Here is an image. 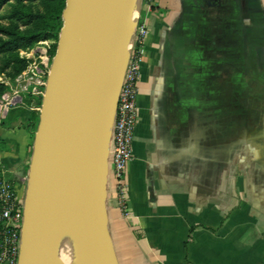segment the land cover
Masks as SVG:
<instances>
[{
	"label": "crops",
	"instance_id": "0c3cea01",
	"mask_svg": "<svg viewBox=\"0 0 264 264\" xmlns=\"http://www.w3.org/2000/svg\"><path fill=\"white\" fill-rule=\"evenodd\" d=\"M141 15L150 35L125 170L129 216L111 143L106 168L118 263L264 264V0H155ZM20 103L0 120V169L23 187L34 108Z\"/></svg>",
	"mask_w": 264,
	"mask_h": 264
},
{
	"label": "water",
	"instance_id": "95a60500",
	"mask_svg": "<svg viewBox=\"0 0 264 264\" xmlns=\"http://www.w3.org/2000/svg\"><path fill=\"white\" fill-rule=\"evenodd\" d=\"M139 0H66L63 26L42 97L26 178L18 264H69L59 251L66 224L58 191L56 151L66 124L85 129L87 187L105 213L106 168L112 128L137 26L130 21ZM130 45V46H129ZM94 47L104 73L95 117L79 119L86 86L85 53ZM82 136V137H83ZM115 264H119L112 237ZM109 240V239H108ZM110 243V242H109ZM111 249V248H110ZM77 264H88L76 250Z\"/></svg>",
	"mask_w": 264,
	"mask_h": 264
},
{
	"label": "built area",
	"instance_id": "2783aa9c",
	"mask_svg": "<svg viewBox=\"0 0 264 264\" xmlns=\"http://www.w3.org/2000/svg\"><path fill=\"white\" fill-rule=\"evenodd\" d=\"M155 0H139L137 26L133 35L129 61L115 112L111 158L118 202L125 216H129L126 205L125 170L133 157L132 144L138 121V96L141 65L146 56V45L150 35L148 26L142 21V9H150ZM52 61V60H51ZM32 63L19 74L13 84L6 82L10 91L0 100L3 117L10 106L17 105L24 95L43 97L51 62ZM24 217V197L16 184L9 178L0 179V264H18L21 245V231Z\"/></svg>",
	"mask_w": 264,
	"mask_h": 264
},
{
	"label": "bare ground",
	"instance_id": "6f19581e",
	"mask_svg": "<svg viewBox=\"0 0 264 264\" xmlns=\"http://www.w3.org/2000/svg\"><path fill=\"white\" fill-rule=\"evenodd\" d=\"M136 19L135 10L130 21L135 23ZM131 38L132 36L130 44ZM85 71L84 98L81 108L75 114L79 119L89 122L92 94L97 91L101 93L104 73L103 61L94 47L88 48L85 53ZM99 97L95 105L98 104ZM84 132L85 129L75 120L69 121L56 151L58 191L66 224V231L59 239V251L69 264H77L76 250L88 264H115L108 236L104 230L105 218L87 187V147L84 143ZM70 135L73 136V140Z\"/></svg>",
	"mask_w": 264,
	"mask_h": 264
},
{
	"label": "trees",
	"instance_id": "16d2710c",
	"mask_svg": "<svg viewBox=\"0 0 264 264\" xmlns=\"http://www.w3.org/2000/svg\"><path fill=\"white\" fill-rule=\"evenodd\" d=\"M38 2L44 3L46 8L42 9ZM8 4L11 7L3 14ZM65 6L66 0H0V76L5 75L14 81L26 69L28 61L20 56V51L42 40L58 42ZM54 47L56 49L57 44ZM6 89L0 82V96ZM41 104V100L37 102L38 107ZM39 115L36 111L31 114L33 136L39 124Z\"/></svg>",
	"mask_w": 264,
	"mask_h": 264
},
{
	"label": "rangeland",
	"instance_id": "374dc122",
	"mask_svg": "<svg viewBox=\"0 0 264 264\" xmlns=\"http://www.w3.org/2000/svg\"><path fill=\"white\" fill-rule=\"evenodd\" d=\"M38 5L42 9L46 8V5L44 3H42V2H38ZM10 7H11L10 4L6 5L4 7L2 13L6 14L9 11ZM55 44H57V41L53 40V39L42 40V41L38 42L37 44L33 45L31 48H28V49L20 51V56L22 58L27 59V61H28V65H27L26 69L28 68L29 65H31L34 62L41 63L40 64L41 66H43L42 62L45 61V60H47V62H51V60L53 59V56H54V54L56 52V49H57V48L55 49V47H54ZM0 82L7 87V89L4 91L2 96H0V100H2L4 94H6L7 92L10 91V88H9L8 85H6V82L7 83L10 82L11 84H13V81H12V79L10 77L2 75V76H0ZM40 100L42 102V97L41 96L38 97V96H33V95H24L23 98H22V101H21V103L19 105H21V106H24V105L25 106H31V107L34 108V111L40 113V108L41 107H38V105H37V102H39ZM14 107H16V105L10 106V108H14ZM3 117L1 116V113H0V120ZM70 138H71V140H73V136L72 135H70ZM4 148H5L4 143L2 142V139L0 138V150L4 151ZM1 164H3V161H0V166H1ZM28 171H29V166L26 167V170L22 172V174H23V176H25V178H27ZM14 174H15V172L12 171V170L11 171H9V170L2 171L0 169V179L3 178V177H6V178H9L10 180H12L16 184L17 188L19 189L20 195L22 197H24L25 196V190H26V181H25V184L23 185V187H20L19 186L20 180L18 178L16 179ZM104 230H105V233L108 236V239H109V242H110L111 254L114 255V251H113V248H112V242H111L110 236L108 234V233H110V235H111V231H110L109 224H107L106 221L104 222ZM113 257L114 256H112V258ZM113 260H114V263H115V258H113Z\"/></svg>",
	"mask_w": 264,
	"mask_h": 264
}]
</instances>
